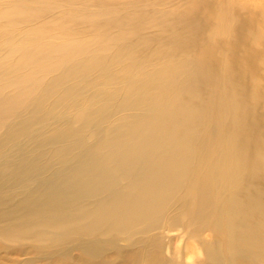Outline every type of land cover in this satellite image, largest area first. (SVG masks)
<instances>
[{
    "label": "bare ground",
    "instance_id": "obj_1",
    "mask_svg": "<svg viewBox=\"0 0 264 264\" xmlns=\"http://www.w3.org/2000/svg\"><path fill=\"white\" fill-rule=\"evenodd\" d=\"M0 206L90 260L206 226L208 263L264 264V0H0Z\"/></svg>",
    "mask_w": 264,
    "mask_h": 264
},
{
    "label": "rangeland",
    "instance_id": "obj_2",
    "mask_svg": "<svg viewBox=\"0 0 264 264\" xmlns=\"http://www.w3.org/2000/svg\"><path fill=\"white\" fill-rule=\"evenodd\" d=\"M20 2L22 4H24V3H29L30 0H20ZM39 5H40V7L46 6V4L44 5L43 3H40ZM37 128L41 129V125H39ZM28 133H31V131H29ZM31 135H32V133H31ZM1 156H3L2 153H1ZM5 158L7 159V157H5ZM189 183H190L189 179H186L185 184H189ZM19 187L20 186H18V188ZM183 191H186V189L181 190V192L179 193L180 196L183 193ZM177 205H178V202H174L173 206L176 207ZM2 207L3 206H0V209H2ZM173 212L174 211L172 210L171 214ZM180 227H178L174 230H170V231L166 230L163 233L164 237L162 235H160L161 236L160 238H156V240H154V242H153L154 244H152V250L153 251L151 250L150 253L145 252L144 254L139 253V255H138V253L136 254L135 252H131V251L130 252L132 254L129 253V255H127L129 251H127V250L121 251V250L117 249L116 244H115L116 242L114 240H111L110 238L109 239L106 238L104 240L105 244L101 243V244H99L98 248H96L97 254H95L93 257H91L93 260H90V256L87 255L82 250L83 249L82 244L79 243V240L77 239L76 236H73V237L66 239V241H65L66 243L64 241H60V243L55 241L57 244L54 241H41V240H35V239L33 240L32 238L31 239H18V238L6 239V238H3L0 236V264H91V263L92 264H95V263L96 264H102V263H104V264H128V263H130V264H133V263L134 264H137V263L138 264H145V263L146 264H158V262H159V264H161L162 261H164L165 256L167 258H170L171 256H175L176 258L179 257L178 260L181 261L182 264H212V263H208L206 261V256H205L204 251L200 250V248H199L198 239H196L193 236L195 233L199 234L200 236H202V235L203 236H209V230H208L209 228L206 226L197 227V228L192 227L190 230H186L187 233L185 234V232H184L185 228L183 226H180ZM113 235L115 236L116 234H113ZM118 243L125 244V242H123V241H120ZM156 243H158V245ZM190 244L193 245V247H194L193 249L191 247H189ZM161 246H162V248H161ZM100 247H102V248H100ZM105 248H108L107 249L108 251ZM103 249H105V250H103ZM197 249H199V250H197ZM161 250H163L162 253H161ZM119 251H120V253H119ZM55 252H56V254H54ZM116 252L118 254H115ZM122 254H123V256H121ZM98 255H100V256H98ZM144 255H146V256H144ZM139 256L141 257L142 260H140ZM157 256L160 257L161 260H159V258ZM105 257L108 259H106ZM129 257H132V258H129ZM136 257H137V260H136ZM199 257H200V259H199ZM125 258L128 261L127 260L125 261L124 260ZM146 258H148L149 261ZM194 258L197 261L194 260ZM201 258H204V259H201ZM138 259L140 262L138 261ZM100 260H102L103 262ZM157 260H158V262H157ZM109 261H111V262H109ZM122 261L123 262L125 261V262L123 263ZM145 261H148V262H145ZM150 261H151V263H150ZM201 261H203V262H201ZM167 263L168 262L164 261L162 264H167Z\"/></svg>",
    "mask_w": 264,
    "mask_h": 264
}]
</instances>
